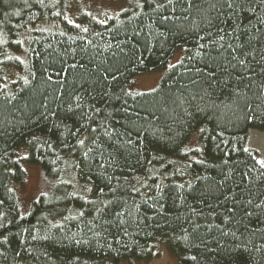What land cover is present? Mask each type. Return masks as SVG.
Wrapping results in <instances>:
<instances>
[{
  "label": "trees",
  "instance_id": "obj_1",
  "mask_svg": "<svg viewBox=\"0 0 264 264\" xmlns=\"http://www.w3.org/2000/svg\"><path fill=\"white\" fill-rule=\"evenodd\" d=\"M66 14V0H0V264L166 250L179 264H264V167L244 148L264 132V0ZM156 70L155 90H130ZM26 164L48 190L22 215Z\"/></svg>",
  "mask_w": 264,
  "mask_h": 264
},
{
  "label": "rangeland",
  "instance_id": "obj_2",
  "mask_svg": "<svg viewBox=\"0 0 264 264\" xmlns=\"http://www.w3.org/2000/svg\"><path fill=\"white\" fill-rule=\"evenodd\" d=\"M67 2V19L69 22L76 24L78 16L85 14L99 21H106L110 17L122 12L128 5V0H66ZM181 53H176L167 68L176 64L180 59ZM165 70H156L150 73L136 75L130 90L137 93L153 91L157 88ZM196 135H194L189 146L196 144ZM244 148L257 153L258 159L264 162V132L250 130L244 136ZM262 166V164L260 163ZM264 167V166H262ZM25 178L23 182L14 187L16 195L20 202V211L22 215L29 212L31 203L37 197L48 190V183L43 176L40 167L26 164L24 165ZM121 264H179L176 258L167 250L161 256L152 262H131Z\"/></svg>",
  "mask_w": 264,
  "mask_h": 264
},
{
  "label": "snow or ice",
  "instance_id": "obj_3",
  "mask_svg": "<svg viewBox=\"0 0 264 264\" xmlns=\"http://www.w3.org/2000/svg\"><path fill=\"white\" fill-rule=\"evenodd\" d=\"M81 143H82V142H81ZM258 163H261V164H262V166H264V162L258 161Z\"/></svg>",
  "mask_w": 264,
  "mask_h": 264
}]
</instances>
